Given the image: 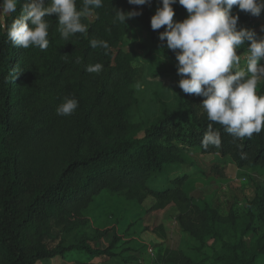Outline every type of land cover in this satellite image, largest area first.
<instances>
[{"label": "trees", "instance_id": "1", "mask_svg": "<svg viewBox=\"0 0 264 264\" xmlns=\"http://www.w3.org/2000/svg\"><path fill=\"white\" fill-rule=\"evenodd\" d=\"M27 2L20 0L0 26V264H37L67 253L84 254L74 264L137 261L127 252L151 250L136 235L149 230L142 218L170 205L185 239L166 249L160 264H264V130L236 139L208 120L203 97L178 87L175 53L159 40L165 28L150 26L161 0L143 6L103 0L92 20L82 18L87 33L67 41L56 16L46 17V50L8 41L7 27ZM76 6L80 10L83 0ZM116 9L142 14L121 24L114 22ZM173 9L174 21L188 15L179 3ZM232 14L239 16L238 28L255 30L264 11L257 17L234 6ZM131 20L149 35V46L137 47L146 52L141 60L124 51ZM93 39L109 49L92 48ZM159 60L166 66L157 69ZM96 63L103 65L100 73L86 71ZM16 67L24 71L14 79ZM257 93L264 95V82ZM65 98L77 99L78 108L57 115ZM209 124L221 144L205 149ZM188 154L212 155L208 171L227 162L257 167L263 186L253 189L243 208L231 202L222 213L213 201L201 207L183 189L193 173L205 172ZM105 196L122 199L129 209L116 224L100 227L91 218ZM134 236L138 245L131 247ZM101 241L106 245H93Z\"/></svg>", "mask_w": 264, "mask_h": 264}, {"label": "clouds", "instance_id": "2", "mask_svg": "<svg viewBox=\"0 0 264 264\" xmlns=\"http://www.w3.org/2000/svg\"><path fill=\"white\" fill-rule=\"evenodd\" d=\"M20 0H0V26L6 17L17 11ZM130 5L143 6L151 0H128ZM151 17L153 30L165 28L159 40L166 41V48L175 53L178 87L186 94L203 97L202 107L209 121L224 127L236 139L252 138L264 130V95L257 87L264 82V38L257 39L254 30L238 28V15L232 14L237 6L240 11L260 16L264 0H161ZM179 3L187 10V17L174 21L173 5ZM103 0H83L77 10L76 0H30L7 27L8 41L24 49L35 46L46 50L49 46V23L46 17L55 15L58 31L64 40L77 33L85 34L88 25L82 18L101 8ZM141 11L124 12L116 9L114 22L126 24V20L140 16ZM264 30V29H262ZM247 43L244 66L237 50ZM92 48L109 49L106 41L91 40ZM107 54V51L105 52ZM101 63L89 65L86 71L100 73ZM24 70L13 68L14 79ZM139 87V85H137ZM78 108V100L65 98L57 107L56 114L70 116ZM221 137L209 124L202 146L219 147ZM245 154H241L243 159Z\"/></svg>", "mask_w": 264, "mask_h": 264}, {"label": "rangeland", "instance_id": "3", "mask_svg": "<svg viewBox=\"0 0 264 264\" xmlns=\"http://www.w3.org/2000/svg\"><path fill=\"white\" fill-rule=\"evenodd\" d=\"M90 20L94 18L91 14L88 16ZM258 23L255 28L257 39L264 38V16L255 21ZM138 45L149 46V35L134 21H129V33L125 38L124 51L136 53L137 59L141 60L145 55V50L137 49ZM237 54L241 55V66H244V55L246 52L237 50ZM160 67H165L166 63L159 60L157 61ZM264 64V60L260 61ZM139 61L133 63L134 66L139 65ZM263 82L257 87V92ZM173 85V83H171ZM189 155V154H188ZM196 158L199 166L205 170L204 173L195 172L191 175V179L188 180L183 189L188 196H192L194 202L203 206L204 201H213L220 204L222 213H226L228 205L234 202L239 208H243L246 200L250 199L253 195V189L258 186L262 187V178L259 175V169L257 167H251L246 169H238L235 164L227 162L225 164H219L218 171H208V167L212 164L214 157L210 156H190L189 158ZM216 164V163H215ZM128 205L120 198L105 196L103 201L99 204L97 211L93 213L91 218L94 225L100 227H108L112 224H116L117 220H122L128 213ZM104 214V215H103ZM176 209L173 205L166 207L163 210L152 212L145 215L142 218V226L149 228L147 231L137 232L139 241L151 244V252L148 251L143 255L134 254L133 252H127V256H136L137 261H131L127 257L126 262L113 264H154L153 259H157L156 264H160V256L166 249L174 248L180 242L185 239L182 237L176 228V221L174 216ZM125 221H121L120 224H124ZM154 229V230H153ZM55 232V230H54ZM54 234V233H53ZM162 235H165L164 237ZM136 236L133 237L132 242L129 244L131 247H136ZM107 241H101L93 244L97 247H103ZM80 254V255H79ZM67 253L63 258H53L51 260H45L38 262L37 264H74L75 260L82 258L83 253ZM118 259V258H117ZM136 261V262H135Z\"/></svg>", "mask_w": 264, "mask_h": 264}, {"label": "built area", "instance_id": "4", "mask_svg": "<svg viewBox=\"0 0 264 264\" xmlns=\"http://www.w3.org/2000/svg\"><path fill=\"white\" fill-rule=\"evenodd\" d=\"M151 252V250H149Z\"/></svg>", "mask_w": 264, "mask_h": 264}]
</instances>
